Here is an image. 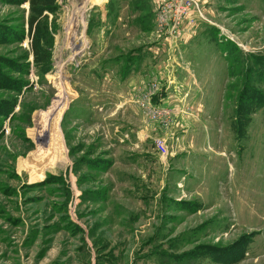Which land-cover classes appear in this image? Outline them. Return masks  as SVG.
Here are the masks:
<instances>
[{
  "label": "rangeland",
  "instance_id": "374dc122",
  "mask_svg": "<svg viewBox=\"0 0 264 264\" xmlns=\"http://www.w3.org/2000/svg\"><path fill=\"white\" fill-rule=\"evenodd\" d=\"M43 5L0 0V264H264V0ZM180 44L211 76L212 159L158 77L131 99L133 55Z\"/></svg>",
  "mask_w": 264,
  "mask_h": 264
},
{
  "label": "crops",
  "instance_id": "0c3cea01",
  "mask_svg": "<svg viewBox=\"0 0 264 264\" xmlns=\"http://www.w3.org/2000/svg\"><path fill=\"white\" fill-rule=\"evenodd\" d=\"M180 40L178 41L181 42ZM192 49L184 46L175 50L157 48L134 54L133 61H138L139 64L138 69L132 68L128 74L135 75V79L130 80V85L133 86L131 99L134 100L138 90L145 87L148 80L158 77L161 90L156 97L157 101L160 105L169 106L175 117L170 133L180 137L191 154L197 152L212 159L215 151L207 148L216 146L217 130L211 122L216 116L208 104L211 103L208 98H212V93H204L209 89L208 85L212 84L211 76L208 71H204L206 62L197 63L200 53ZM195 54H198L197 59Z\"/></svg>",
  "mask_w": 264,
  "mask_h": 264
},
{
  "label": "trees",
  "instance_id": "16d2710c",
  "mask_svg": "<svg viewBox=\"0 0 264 264\" xmlns=\"http://www.w3.org/2000/svg\"><path fill=\"white\" fill-rule=\"evenodd\" d=\"M47 0H28L30 4L31 11L35 14L37 12H42L45 8L43 5ZM35 24V19L30 20V29H33V25ZM252 60H251V59ZM250 59V60H249ZM249 59H246V68L245 71L246 73H252L253 75H258L261 78H264V57L262 56H256V55H249ZM249 77L248 80H253L252 75L247 76ZM250 81V82H251ZM247 90V87L244 91ZM253 91H251L252 93ZM245 99L244 96L240 97L238 100L237 107L235 108V113H238L239 110L241 111L242 109L245 108Z\"/></svg>",
  "mask_w": 264,
  "mask_h": 264
},
{
  "label": "built area",
  "instance_id": "2783aa9c",
  "mask_svg": "<svg viewBox=\"0 0 264 264\" xmlns=\"http://www.w3.org/2000/svg\"><path fill=\"white\" fill-rule=\"evenodd\" d=\"M169 9H171L173 11V20L176 23H180L182 16H184V12L186 11V7H184L182 4H177V3H173L170 2L167 6H166V10L168 11ZM179 35V34H177Z\"/></svg>",
  "mask_w": 264,
  "mask_h": 264
}]
</instances>
